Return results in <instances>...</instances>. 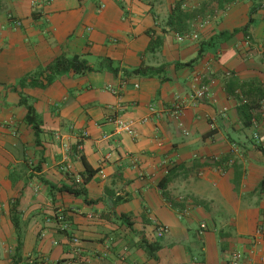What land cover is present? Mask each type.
Wrapping results in <instances>:
<instances>
[{
    "label": "crops",
    "instance_id": "crops-1",
    "mask_svg": "<svg viewBox=\"0 0 264 264\" xmlns=\"http://www.w3.org/2000/svg\"><path fill=\"white\" fill-rule=\"evenodd\" d=\"M178 1L0 0V264H223L234 251L264 264V240L249 254L264 236V0H185L180 25ZM62 54L119 71H69L44 86ZM203 85L209 98L193 104ZM117 117L134 133L117 132ZM81 156L98 169L85 196L42 182L80 184ZM142 237L159 244L156 258Z\"/></svg>",
    "mask_w": 264,
    "mask_h": 264
},
{
    "label": "trees",
    "instance_id": "trees-1",
    "mask_svg": "<svg viewBox=\"0 0 264 264\" xmlns=\"http://www.w3.org/2000/svg\"><path fill=\"white\" fill-rule=\"evenodd\" d=\"M185 0H179L173 9V13L171 15V20H173V23H177L180 25V23H185L189 13L184 12L182 10V6L184 4ZM254 12V9L251 10V13ZM32 17L35 19L36 15L35 12L33 11L31 13ZM199 15L195 14L193 15V19L196 20L197 17ZM170 22V20H169ZM250 24V23H249ZM174 30H177L176 32H181L184 30V28L181 27L180 28H174ZM246 29H242V31L244 32ZM182 33V32H181ZM180 33V34H181ZM159 43V41L154 42V45H157ZM155 47V46H154ZM196 60V59H195ZM195 60L186 62V63H175L174 67H181V66H190L192 62H194ZM168 67V65H163L160 67H140L138 69H135L134 71L128 72V71H123L127 74H135V75H142V76H154L158 73H160L161 71H163L164 69H166ZM102 69L110 72L111 74L115 75L117 74V72L119 71V69L113 68L111 61L109 59H103L100 63V68L98 70L93 69L92 67H90L88 65V63L81 59L78 55H68V54H62L61 56L55 58L50 65H48L45 68V71H47L49 73V75L47 76V81L46 84L44 86L49 85L50 83H52L53 79L57 76L60 75L62 73L65 72H69L72 71L75 74H83L85 72H94V71H102ZM28 79V77L22 79L20 81V83L22 84L24 81H26ZM165 80H167L168 78L165 77L163 78ZM43 87V85H41ZM241 102V101H240ZM20 104L25 106L26 108V116H25V122L30 125L32 127V129L34 130L35 134L38 135L39 130H40V124L41 121L38 117V115L36 114L34 108L28 104L27 99L25 97H21L20 99ZM238 111L246 118V121L249 123L250 122V114L248 115L247 113L250 112V107H248L245 103L244 104H240L238 106ZM82 160V163L85 167V173L83 175L82 181L80 182V184H74V186L68 187L65 185H61V186H56L53 185L47 181H45L44 179H42V182L45 183L47 185V187L49 188V190L52 191H57V192H67L70 193L72 195H74L75 197L78 196H85L86 195V191L84 188V185H86L89 180L97 173L98 169H92L83 159V157H80ZM166 179L161 181L160 184H162V182L166 184ZM261 189H264V180L261 182L260 185ZM85 202L89 203L90 201L85 199ZM121 219H126L128 217L126 216H121ZM13 224L16 227L17 226V220L14 218H12ZM127 225L130 226V223L128 221H126ZM141 247L142 249L147 253L148 256L156 258L155 253L157 252V250L160 248L159 244L157 243H150L148 240H146L144 237H142L141 240Z\"/></svg>",
    "mask_w": 264,
    "mask_h": 264
},
{
    "label": "built area",
    "instance_id": "built-area-1",
    "mask_svg": "<svg viewBox=\"0 0 264 264\" xmlns=\"http://www.w3.org/2000/svg\"><path fill=\"white\" fill-rule=\"evenodd\" d=\"M17 24V23H15ZM197 39V33H184V34H179L177 35V41L178 42H183L186 40H195ZM209 98V92H208V88L206 86H201L199 89H197L196 91H194L191 95H190V100L193 104H196L200 101H203L205 99ZM184 106L183 102H179L176 101L173 106L171 107V111H170V115L173 119H177L180 116V113L182 111V108ZM146 119H143L142 122H146ZM253 123L255 124L254 120H252ZM114 124H115V129L117 132H122V133H126V134H133L134 133V123L131 119L129 120H125L123 118L117 117L114 120ZM254 139H257V135L254 134L253 135ZM62 220V219H61ZM68 228L66 223H63L61 225V229L62 230H66ZM201 230H203L205 228V225H201L200 226ZM157 232H158V236H162L165 234L166 229L163 226H159L157 228ZM261 240H264V236H259L258 238H255L252 240V245H251V249L249 250V254L253 255L255 252V246L259 244V242ZM76 242V240L74 241ZM245 260H244V256L241 252L238 251H234L232 253H230V255L228 256L227 260L225 263L223 264H244Z\"/></svg>",
    "mask_w": 264,
    "mask_h": 264
}]
</instances>
